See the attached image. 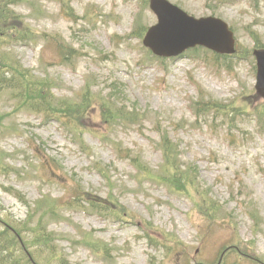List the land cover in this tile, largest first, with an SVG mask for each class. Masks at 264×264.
Masks as SVG:
<instances>
[{
    "label": "rangeland",
    "instance_id": "obj_1",
    "mask_svg": "<svg viewBox=\"0 0 264 264\" xmlns=\"http://www.w3.org/2000/svg\"><path fill=\"white\" fill-rule=\"evenodd\" d=\"M170 1L195 17L225 19L239 57L219 59L203 47L156 57L128 36L135 23L157 22L147 0L10 5L32 35L0 53L49 79L45 94L69 100L88 89L133 116L103 124L97 103L79 119L77 141L62 122L14 109L1 93L0 230L35 214L70 264H264V125L256 112L264 113V98L250 54L255 37L264 45V0ZM51 35L76 50L69 62ZM156 123L176 143V176L164 171ZM76 191L80 208L68 205ZM92 200L106 209L85 202ZM224 246L232 250L222 255Z\"/></svg>",
    "mask_w": 264,
    "mask_h": 264
},
{
    "label": "trees",
    "instance_id": "obj_2",
    "mask_svg": "<svg viewBox=\"0 0 264 264\" xmlns=\"http://www.w3.org/2000/svg\"><path fill=\"white\" fill-rule=\"evenodd\" d=\"M61 1L64 2V0ZM17 2L19 0H0L1 47L8 48L12 44L23 41L26 37L32 35L24 31L25 26L19 18V14L15 13L10 7V5H15ZM65 4L68 6V2H65ZM138 25L139 23L136 24L133 33L141 37L145 27L143 25L138 27ZM7 33H10L13 38H6ZM48 39L49 43L55 46L65 62L69 61L70 56L74 57L77 54L76 50L66 45L67 43L63 39L60 38L62 42H59L58 37L54 35H51ZM9 55L8 51L0 53V92L11 91L13 97L19 100L20 105L25 108L34 112H43L47 115L54 114L49 117L55 115L65 116L64 119L67 120L68 124H71L72 128L79 133L82 132L79 128H83V125L79 123L78 118L82 115H88L97 103H99L97 108H100L101 115L106 118L104 120L112 118L114 121L118 116L132 118L133 114L122 111V108L113 109L112 101L108 105L102 104L101 100L94 101L91 91L88 89L82 91L83 93L80 95L79 100L56 101L55 98L44 93L51 87L49 79L35 77V80H33V74L22 68L19 61L13 62ZM116 87L118 88L119 86ZM111 96L115 97L117 93H112ZM103 122L107 124L112 121ZM157 144L164 154V168L168 173L170 172V175L176 176L177 173H180L179 169L181 168V165L178 163V155L175 154L178 149L173 146L174 144L169 138H162ZM131 159L136 161V166L140 172L144 174L150 172V169L141 166L140 161L136 157H131ZM184 186H190V183H185ZM79 200L80 195H77L72 205L80 206L81 204H78L80 203ZM90 203L97 209H106L104 204L101 205L102 202L96 203L93 201ZM34 217L35 214H30L23 222L15 221L18 226L12 227V225H7L4 230H0V264H45L40 260L46 261V257L54 260V264H70L55 249L54 240L56 241V239L52 237L51 233L46 232V227L40 222L42 219L36 222ZM33 224L35 226H31ZM29 247L35 248L32 251Z\"/></svg>",
    "mask_w": 264,
    "mask_h": 264
},
{
    "label": "water",
    "instance_id": "obj_3",
    "mask_svg": "<svg viewBox=\"0 0 264 264\" xmlns=\"http://www.w3.org/2000/svg\"><path fill=\"white\" fill-rule=\"evenodd\" d=\"M151 7L159 22L148 30L144 43L156 54L178 55L198 44L221 53L235 51L234 33L222 19L190 17L168 0H151ZM254 54L258 61L257 89L264 92V49Z\"/></svg>",
    "mask_w": 264,
    "mask_h": 264
}]
</instances>
